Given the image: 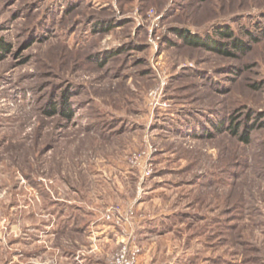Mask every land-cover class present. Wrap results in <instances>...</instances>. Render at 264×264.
I'll list each match as a JSON object with an SVG mask.
<instances>
[{
  "label": "rangeland",
  "instance_id": "rangeland-1",
  "mask_svg": "<svg viewBox=\"0 0 264 264\" xmlns=\"http://www.w3.org/2000/svg\"><path fill=\"white\" fill-rule=\"evenodd\" d=\"M263 27L264 0H0V264H264Z\"/></svg>",
  "mask_w": 264,
  "mask_h": 264
},
{
  "label": "trees",
  "instance_id": "trees-1",
  "mask_svg": "<svg viewBox=\"0 0 264 264\" xmlns=\"http://www.w3.org/2000/svg\"><path fill=\"white\" fill-rule=\"evenodd\" d=\"M264 28V27H263ZM180 36L183 37V39L185 40L186 43L188 44H192L195 46H205L213 51H216L218 53L224 54V55H234L233 52L229 51L228 48H225L226 45L223 41H217V40H213L211 39L212 37L210 36H206V38L201 37L200 35H193L192 33H190L189 30H183L182 32H179ZM235 31L233 29H231L230 26H225L223 28H219V29H215L214 31V35L220 38H230L233 39L235 41L234 43V49L237 51H241V52H245L249 46H246L244 43L239 42L238 41V37L235 35ZM256 39V37H254V40ZM210 40V41H209ZM207 42H210L211 44L209 45ZM71 114V112H69ZM69 114V115H70ZM223 122V121H222ZM223 123H219L217 125H215V128L218 131L222 132L223 129ZM252 127H249V129L247 128L240 136V138L244 141H249V132L250 129ZM234 134H238V129L236 128L235 130L232 131Z\"/></svg>",
  "mask_w": 264,
  "mask_h": 264
},
{
  "label": "crops",
  "instance_id": "crops-1",
  "mask_svg": "<svg viewBox=\"0 0 264 264\" xmlns=\"http://www.w3.org/2000/svg\"><path fill=\"white\" fill-rule=\"evenodd\" d=\"M105 223V222H104ZM99 225L97 228L99 229V234H101L99 236V238H102L101 241H105L106 239H114L113 236V228L112 225H105V224ZM43 253L44 255L47 254V250H50V248L44 247L43 249ZM102 251L100 250L98 254H100ZM103 253V252H102ZM34 261L30 262L29 264H107L106 260L103 259L102 257H90V258H82L80 259H76L75 257H68L67 254H61V256L59 258H57V260H54V262H52L50 260V258L47 257H40V258H33ZM51 261V262H50ZM21 263V262H20Z\"/></svg>",
  "mask_w": 264,
  "mask_h": 264
},
{
  "label": "built area",
  "instance_id": "built-area-1",
  "mask_svg": "<svg viewBox=\"0 0 264 264\" xmlns=\"http://www.w3.org/2000/svg\"><path fill=\"white\" fill-rule=\"evenodd\" d=\"M137 253L136 250L132 252L124 247L111 264H135Z\"/></svg>",
  "mask_w": 264,
  "mask_h": 264
}]
</instances>
